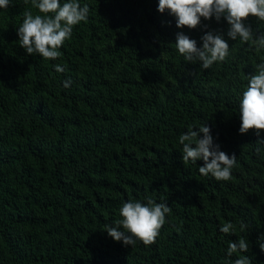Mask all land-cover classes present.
<instances>
[{
  "label": "trees",
  "instance_id": "trees-1",
  "mask_svg": "<svg viewBox=\"0 0 264 264\" xmlns=\"http://www.w3.org/2000/svg\"><path fill=\"white\" fill-rule=\"evenodd\" d=\"M80 3L88 20L54 61L18 43L30 0L0 9V264H232L239 255L264 264V131L239 133L246 77L264 50L230 40L223 18L177 29L158 0ZM244 23L264 34V22ZM208 31L229 54L205 70L175 43L183 32L201 47ZM204 123L236 156L228 181L200 175L203 160L182 161L179 136ZM148 196L171 208L155 243L113 241L105 225L124 202ZM225 222L234 234L219 232ZM241 237L249 252L229 258L228 243Z\"/></svg>",
  "mask_w": 264,
  "mask_h": 264
},
{
  "label": "clouds",
  "instance_id": "clouds-1",
  "mask_svg": "<svg viewBox=\"0 0 264 264\" xmlns=\"http://www.w3.org/2000/svg\"><path fill=\"white\" fill-rule=\"evenodd\" d=\"M9 3L10 0H0V9L7 8ZM25 3H29V0H25ZM30 4L31 7L22 13L23 21L17 31L18 43L28 56L37 54L44 60H57L62 55L59 49L72 36L74 26L88 20L90 7L87 3L81 5L80 0H66L63 3L61 0H30ZM157 11L161 14L167 11L174 16L177 29L192 30L201 26V19L207 21L215 18L219 23L223 18L229 26L227 36L230 40L239 38L242 43H250L258 52L264 50V34L254 35L252 28L244 23L249 17L264 22V0H158ZM201 41L202 46L197 47L195 40L178 32L175 47L186 62H199L205 70L226 60L229 44L223 36L208 31ZM53 67L57 73L65 71L59 64ZM246 79L247 85L239 101V133L243 135L252 130L259 137L264 131V62L258 63L255 74ZM70 85L71 80L63 82L65 88ZM179 143L183 146L184 163L196 164L203 160V166L198 168L200 175H211L217 181L232 178L236 156H229L220 150V145L214 142L205 123L199 127L190 125L186 133L179 136ZM256 143L264 144V140L258 139ZM170 213L171 208L167 203L157 202L151 196L146 197L145 202L129 199L118 210L120 218L105 225V231L113 241L122 242L124 246L134 247L138 241L149 246L155 243ZM236 227L231 222H225L219 232L234 234ZM247 228L248 225L241 221L240 232ZM260 240H264V236L258 238V243ZM259 247L264 252V243H259ZM248 252L249 243L244 237L228 243L229 258L234 253ZM232 264H251V257L239 255Z\"/></svg>",
  "mask_w": 264,
  "mask_h": 264
}]
</instances>
